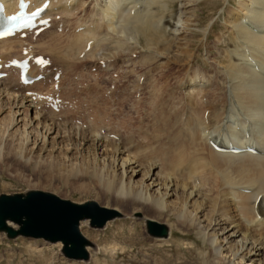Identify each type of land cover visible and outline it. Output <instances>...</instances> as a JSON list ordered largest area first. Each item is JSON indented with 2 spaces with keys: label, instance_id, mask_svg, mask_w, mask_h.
<instances>
[{
  "label": "bare ground",
  "instance_id": "obj_1",
  "mask_svg": "<svg viewBox=\"0 0 264 264\" xmlns=\"http://www.w3.org/2000/svg\"><path fill=\"white\" fill-rule=\"evenodd\" d=\"M27 1L33 9L45 0ZM48 1L43 15L47 22L42 25L44 28L38 36L35 32L40 26L28 31L24 38L20 37L22 33H16L0 39V64L7 72L5 77L0 78V152L2 144H5L3 142L8 141L9 148L18 159L27 157L25 160H29L31 156L43 155L50 159L60 156L71 164H76L78 160L84 172L99 179L97 182H103L106 192L137 204L135 212L141 210L139 206H146L151 212L145 216L147 223L164 217L168 220L169 216L174 218L173 222H169L166 235H153L158 242H168L172 233L170 225L179 224L180 228L193 230L200 238V248L203 249L199 251L202 264H264V131L261 128L264 122V0H237L236 7L230 10V27L238 43L234 54L237 60L230 62L226 71L224 66L221 67L231 80L230 90L239 105L246 108L251 118H256L258 131L255 126V133L247 132V129L241 132L233 130L217 140L215 136L219 134L214 135L211 122L218 123L224 118L213 103L208 104L211 107L208 115L196 111L199 108L195 103H202L201 91L204 93V89L211 84L205 74L194 68L192 76L180 83L182 88L187 89L184 103L188 111L183 115L182 122L180 119L179 129L177 114L175 119H169L164 113L152 116L153 122L149 124L151 137L146 127L138 125L135 131L142 130L144 134L142 137L139 135L144 145L141 156L130 150L135 136L129 130L134 126L130 109L138 105L142 111L136 109V113L142 114L146 110L147 116L152 115L161 90L166 86L162 83L165 78L158 81L161 73L171 65L191 58L192 42L188 29L198 16L195 6L201 1L182 2L183 10L178 14L179 24L176 23L172 29L171 42L163 21L172 17L177 0ZM0 2L4 3L6 15L18 9L19 0ZM86 7L89 12L85 11ZM154 17L162 21L160 26ZM34 52L49 58H44L45 65L35 63L37 54ZM133 53H137L136 59L131 57ZM18 56H31L28 75L33 79L40 74L41 79L24 84L20 80L19 68L4 67L6 62ZM85 59L99 62V67L104 64L105 72L116 63V69L121 67L127 75L135 78L129 79L128 85L122 89L115 87V91L102 89L96 80L87 83L85 90H92L93 95L88 97L89 101L84 100L88 103L85 108L82 106L84 102L79 104L76 101L73 90L69 91L74 89L71 85L75 80L68 76L76 64L85 62ZM53 66L56 67L51 74ZM59 69L63 73L59 74L58 82L53 79L50 82L53 88H59L58 84L66 79L69 86L65 102L67 109L46 113L41 108L43 97L33 95L38 93L36 88L51 91L52 87H43L46 86L43 84ZM193 89L197 96L201 95L199 100L190 93ZM136 93L140 96L148 93V101L137 95L131 102ZM85 94L89 95L88 92ZM112 98L115 99V110L126 112L123 116L126 115L127 120L116 118L117 127H124L130 132H126V138L105 130L111 126L109 120L113 114L111 104L110 107L107 104ZM76 108H82L84 120H87L84 127L83 123L79 126L73 121L78 116L74 114L72 117L70 112ZM106 117H109L107 122ZM251 122L255 123L254 119ZM111 132L116 138L111 139ZM213 137L216 139L214 143L226 150L213 148L210 144ZM230 148L240 151L231 152ZM247 148H252L253 152ZM205 150L212 158H225L224 165L217 167L213 164L215 158L213 161L209 159L211 165L207 161L208 170L205 169L206 160L202 155ZM207 182L210 184L209 194L202 192ZM86 223L87 220L80 221L79 227H85ZM15 224L14 221H6L10 229H16ZM2 239L0 235V245ZM30 246L28 248L31 249L25 251L0 253V264H57L37 243L34 247Z\"/></svg>",
  "mask_w": 264,
  "mask_h": 264
},
{
  "label": "rangeland",
  "instance_id": "obj_2",
  "mask_svg": "<svg viewBox=\"0 0 264 264\" xmlns=\"http://www.w3.org/2000/svg\"><path fill=\"white\" fill-rule=\"evenodd\" d=\"M183 1L184 0H177L175 6L173 7L172 17L167 19L165 22L163 21V25L169 34L168 38L170 42L172 41V29L176 23L179 24L177 19L178 14L183 10ZM197 1H201L199 5L195 6V11L198 16L188 29V35H190L192 42L191 58L189 61L186 59L182 62L181 60L179 64H175L173 66L171 65L169 69H165L166 71L164 70L161 73L158 81L161 82V79L165 78V80H163L164 82L162 83L163 86H166L161 90L162 92L158 98L152 115L147 116L146 110L143 111L142 114L136 113V109L140 108L138 105L133 107V109H130V118L132 119L134 126H132L129 130H132V135H135L133 136L134 142L132 143L130 150L134 154L138 153L137 156H141L140 152L144 151V145L141 143V137L144 134L142 133V130L135 131L137 130L138 125L143 128L146 127V132L149 134L148 136H150L152 132L150 129L151 126H149V124L153 122L152 116L154 117V115L158 116V113L159 115L164 113L170 117L169 119H175L174 115L177 114L179 119V129L180 119L182 122L183 115L187 114L188 111L187 106L184 103V101L187 100V89L182 88L180 83H184L185 79L187 80L189 76H192L191 72L194 68L199 69L200 72L205 74L206 77L209 78V83L211 84L209 87L204 89V93L203 90L201 91L200 94L202 97L201 95H196V90L193 89L190 91V93H193L197 99L201 97L202 101V103H200V101L195 103L199 108L198 110L195 108V104L194 108L196 111L200 110L204 115H208L211 112V107H209L208 104L213 103L217 106V109L221 111V117L224 118L223 121L218 123L213 121L211 122V129L214 130L213 133L215 132L214 135L219 134L217 137L215 136L217 140L218 137L223 139L222 136H228L233 130L241 132L242 130L247 129L246 131L251 133L258 131L256 118H251L249 113L245 111L246 108L239 105L240 103L230 90L231 87L229 83L231 80L227 75L224 74L227 68H230V62L232 63L237 60L234 54L238 43L234 40V35L232 33L229 20L230 10L233 7H236L237 0ZM85 11L89 12L87 7L85 8ZM82 12L81 14L84 13ZM154 18L157 19L155 22H157V25L160 26L162 21H159L158 17ZM22 37L24 38V36ZM44 39L46 40V37ZM32 40H35V38H32ZM137 48L139 49L140 45H138ZM34 54L38 55L39 53L34 52ZM135 54L137 55V53H133L131 56L133 59H136L137 57ZM44 58L49 59L47 56H44ZM85 60V62L83 61L76 64V66L70 72L71 75L74 73L76 74L73 76L68 74V76L75 80V83L71 85V87L74 89L68 88L69 86L66 85L67 81L64 78V80L61 78L62 85L58 84L60 86L57 88V92H55L56 87L53 88L50 81L51 79L58 81L59 78H49L48 81L43 84L46 85L43 87H52L51 91L36 88V92H42L40 94H52L62 99L61 107L55 112H61L62 110H65V108L67 109V103L65 102H67L66 94L68 89L69 91L73 90L72 92L74 95H72L77 97L76 101H79V104L84 102L82 106L86 108L88 107L86 106L88 105L86 101H89L88 97L93 95L92 90H85V85L87 83L90 84L96 80L100 82V87L102 89L109 88L115 91V87H120V89H122L128 85L129 79L132 80L134 77H132V75H127L123 69H121V67L116 69V63L112 65L108 72H105L103 71L104 64L99 67V62L90 61L89 59ZM50 64L54 65L53 63ZM189 66H191V68H189ZM222 66L225 68L224 72L221 71ZM55 67L56 66H53L51 68V74L54 72ZM136 70L140 71L141 69ZM59 73L62 75L63 71L59 69ZM61 86L64 88L67 86V88H65L66 90H62ZM85 92H88L89 95L85 94ZM117 93L119 96L121 95L120 91ZM137 95L139 94L136 93L133 95V97H131V102H133V98H135ZM104 96H106V94ZM138 97H142V100L144 99L146 101L148 93L142 94L141 96L139 95ZM85 99L86 101H84ZM113 99L114 98H112V101H109V104H107L108 106L111 104L110 109H112L111 111L113 114L112 116L109 115L111 116L109 120L111 122V126L109 128L104 126V129L106 128V131L116 132L119 134V136H122V138H126L128 131H126L124 127H117L118 120L116 119L121 117L119 119L124 118L127 120V116H123L126 112H117L114 105L115 99ZM41 108L42 111H46V113L48 111H53L47 102H42ZM82 108H76L75 111L73 110L70 113L72 117H74V114L75 117L78 116V119L74 118L73 121H76V124L79 126H81L83 123L84 127L86 125L84 122H87V120H84L83 112L80 110ZM139 110L142 111V109ZM4 113H6V110ZM179 115H181V118H179ZM247 116L249 117L246 119ZM108 119L109 117H106L105 122H107ZM253 119L255 123L251 122ZM228 120L229 123L227 122ZM248 122H251L253 125L251 123L249 124ZM239 123H241L242 126H240ZM101 125H103V122ZM231 126H233V128ZM253 126H255L256 129H254L256 131H254ZM220 128H222V130ZM250 128H252V130ZM261 128L264 131V122L262 123ZM104 129L102 128L101 132H103ZM113 132H111L109 135L111 139L116 138ZM148 136L147 138H149ZM215 138L213 137L214 141L216 140ZM3 143L5 144H2V152H0V194H26L30 191H43L55 194L62 199L70 200L76 203H84L86 201L93 200L101 206L117 210L119 215L112 220H109L101 228L91 226L89 220L87 219L81 220H87L85 227H79L78 225L81 234L87 240H89V244L86 246L88 252L87 260L80 261L75 259H67L62 252V244L59 241L52 243L40 238H31L22 235H17L14 238H10L6 233V230H0V235L3 236L2 244L0 245V253L3 254L7 250L18 252L25 251L31 249L28 248L30 245V247H34L35 243H37L44 253L47 254V256H51L56 260L57 264H202L203 259L201 258L199 251L203 249L200 248V238L193 230L191 231L190 229L183 227L180 228L179 224H173L172 226L170 225V233H172L171 237L168 238V242H158V240H156L157 238H154V236L148 232L145 216L151 214L150 210L146 208V206H139L141 210L135 212L134 208L136 206L138 207V205L134 202H129L130 199L117 198L114 193L106 192L107 190L104 189L105 185H102L103 182H97L99 179H96L88 172H84V169L79 166L78 160L76 164H71L70 162L68 163L67 161L63 160V158L60 156L50 159L43 155L42 157H37L35 155L31 156L29 160H25L27 157L18 159L13 150L9 148V144H7L8 141H4ZM204 152L202 155L206 160L205 166L207 161L209 163V159H212L211 161H213L214 158H217H212V156L210 157V154L207 150ZM215 159L213 162L214 165L217 167L224 165L223 162L225 161V158L222 159L219 157L217 158L218 160L216 159L217 161ZM207 166L205 169L208 170ZM207 170H205L206 174ZM209 187L210 184L207 182V184L202 187V192L205 191L207 194L211 193L208 191ZM259 200L260 198H258V203ZM156 221L164 224L168 230V225L170 224L169 222H173L174 218L169 216L168 220L166 217H164L157 219ZM17 224L18 223H16V226L14 227L17 228L12 230H18L20 228V225L18 224L17 226Z\"/></svg>",
  "mask_w": 264,
  "mask_h": 264
},
{
  "label": "water",
  "instance_id": "obj_3",
  "mask_svg": "<svg viewBox=\"0 0 264 264\" xmlns=\"http://www.w3.org/2000/svg\"><path fill=\"white\" fill-rule=\"evenodd\" d=\"M118 215L117 210L93 200L76 203L43 191L0 195V230H6L10 238L22 235L50 242L60 241L62 251L69 259L88 258L86 246L89 240L78 228L82 219H88L91 226L101 228ZM7 220L18 223L20 228H8ZM147 227L154 236L167 233L166 226L156 221H148Z\"/></svg>",
  "mask_w": 264,
  "mask_h": 264
}]
</instances>
